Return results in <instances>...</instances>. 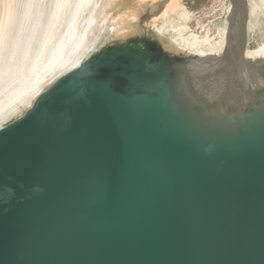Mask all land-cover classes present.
<instances>
[{"label":"water","instance_id":"obj_1","mask_svg":"<svg viewBox=\"0 0 264 264\" xmlns=\"http://www.w3.org/2000/svg\"><path fill=\"white\" fill-rule=\"evenodd\" d=\"M230 3L222 69L252 73ZM124 49L0 129V264H264V92L231 119L176 60Z\"/></svg>","mask_w":264,"mask_h":264},{"label":"rangeland","instance_id":"obj_2","mask_svg":"<svg viewBox=\"0 0 264 264\" xmlns=\"http://www.w3.org/2000/svg\"><path fill=\"white\" fill-rule=\"evenodd\" d=\"M53 1L0 0V54H3L6 50L7 43L9 48L11 47V38L21 21L18 20V17L26 14L27 8H30L28 24L36 27L33 30L34 39L26 54L20 49L17 55L19 56L18 60L23 56L31 62L36 56V52L41 48L43 37L46 35L47 25L51 21L50 17L53 12ZM246 1L245 53L250 54L264 46V0ZM230 9V0H112L110 4L104 0L101 3L99 14L100 26L95 33L90 34L88 43H94L96 48H104L117 42L122 44V49L129 47L131 49L129 52L136 57H140L142 50H146L176 60L182 73L189 70L200 71V65H197L196 69L183 67V64L188 63L185 59H188L187 56L189 55L187 53L184 55V52L178 50L172 43L171 39L177 38L174 31L183 28V32L188 35L190 40H196L202 44V50L206 52L213 50L218 54L222 53L225 45L224 38H226V31L229 28ZM39 15L41 21L37 24L36 18ZM106 25L107 27L113 25L116 27L114 34L105 33L104 27ZM161 26H166L168 29V32L162 38L155 30ZM11 32L10 39H8ZM56 40H58V36ZM148 45H152L149 50L146 48ZM49 50L47 48L45 53L47 54ZM42 54H44V51ZM195 61L196 63L200 62L198 58H195ZM256 72L258 71L255 70ZM22 73L25 75L27 72L22 71ZM248 75V72H246V75H242L244 82L235 79L230 84L232 89L229 95L230 101L225 104L224 109L226 107L229 109L231 104L234 105L237 102L235 104L240 105L242 110L247 111L250 101L254 100V97L249 93L251 91L256 94L264 92V84L260 83L261 81L256 75L252 74V83L247 85ZM192 83L200 85L201 81L196 79L191 82V85ZM18 86L19 82L11 87L9 91ZM48 89L49 86H45L43 93ZM8 94V89L2 90L0 88V107L5 102V96ZM36 101L37 97L32 100V105L21 107L20 111L10 117L1 116L0 113V122L5 124V127L17 121L34 107Z\"/></svg>","mask_w":264,"mask_h":264},{"label":"bare ground","instance_id":"obj_3","mask_svg":"<svg viewBox=\"0 0 264 264\" xmlns=\"http://www.w3.org/2000/svg\"><path fill=\"white\" fill-rule=\"evenodd\" d=\"M102 1L104 0H54L51 21L47 25L46 35L43 37L41 48L36 52V56L31 62L23 56L18 60L19 56L17 55L20 49L26 54L34 39L33 30L36 27L28 24L30 8H27L26 14L18 17V20L21 21L11 38V47L9 48L7 43L6 50L0 54V88L2 90L8 89L9 92L5 96V102L0 107L1 116L10 117L20 111L21 107L32 105V100L36 97L38 99L43 94L45 86L50 88L58 79L82 69L96 55L108 50L123 48L122 44L117 42L104 48H96L94 43H88L90 34L95 33L100 26L99 14ZM111 1L105 0L109 4ZM40 18V15L37 16V24L40 23ZM104 30L106 34H114L116 27L114 25L107 27L106 25ZM155 30L161 38L168 32L166 26H161ZM183 31V28L174 31L177 34L176 39H171L174 46L184 53H190L192 58H198L200 62L204 61L205 63L200 65V71L215 70L219 65L218 63H221L219 59L223 56L224 51L219 54L213 50L206 52L202 50L203 46L200 42L190 40ZM11 34L12 32L8 39H10ZM57 36L58 40H56ZM230 45L232 46V44ZM47 48L50 50L46 54ZM43 51L44 54H42ZM245 60L253 67H251L252 74L258 77L259 72H264V46L250 54L245 53ZM200 62H197L196 65L201 64ZM255 70L258 72L255 73ZM22 71L27 73L24 75ZM239 72L243 76L246 75L244 69H240ZM182 76L184 95L192 97L194 103L197 102L201 97L197 94L199 84L193 86L187 82L188 78L187 81L185 80V73ZM17 82H19V86L9 91ZM235 103L234 105L231 104L225 117H232L231 119L243 117L245 112L240 105ZM4 125L0 122V129L4 128Z\"/></svg>","mask_w":264,"mask_h":264},{"label":"flooded vegetation","instance_id":"obj_4","mask_svg":"<svg viewBox=\"0 0 264 264\" xmlns=\"http://www.w3.org/2000/svg\"><path fill=\"white\" fill-rule=\"evenodd\" d=\"M229 34H230V32H229ZM224 43H225L224 53H223V56L219 59L220 60L219 62H221V63H218L219 65L215 68V70L214 69L212 70L213 72L212 71H191V70H189V71H183V73H185L184 78H186L185 79L186 81L188 78L187 82L189 84H191V82L193 80H196V79L201 81L199 88H197V92H198L197 94H199L201 96V97H199L200 102H202L204 104H210V103L212 104V101H213L214 104H220L222 109L224 110V112L227 113L228 108L226 107L227 109L226 108L224 109V106H226L225 104H227V102L229 101V99H230L229 95L232 92L230 84L235 79L243 81V76L241 75L239 70L231 71L230 73L228 71L227 72L223 71L222 65L225 64V62L230 57H235L236 54L238 53V49H237L236 44H233L232 42L230 43V39H227V31H226V38H224ZM230 44H232V46ZM146 48L149 50L150 48H152V45H148ZM126 53H127V51H126ZM185 54L186 53H184V55ZM187 54L189 55V56H187L189 58L185 59V60H187L188 63L183 64L184 65L183 67H187V68L197 67L195 57H194V59H192L190 56V53H187ZM185 63H186V61H185ZM200 63L201 64H199V65H203V63H205V62L203 61ZM199 68H200V66H199ZM248 74H249L248 75V81H246L247 85L252 83V73L248 72ZM234 75H236V76H234ZM192 85L194 86V83H192ZM249 95H251L252 97L257 96V94L254 93L253 91H251L249 93Z\"/></svg>","mask_w":264,"mask_h":264}]
</instances>
